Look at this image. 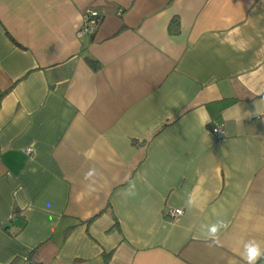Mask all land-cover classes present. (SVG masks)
I'll use <instances>...</instances> for the list:
<instances>
[{"label": "crops", "instance_id": "obj_1", "mask_svg": "<svg viewBox=\"0 0 264 264\" xmlns=\"http://www.w3.org/2000/svg\"><path fill=\"white\" fill-rule=\"evenodd\" d=\"M253 241L264 0H0V264H245Z\"/></svg>", "mask_w": 264, "mask_h": 264}, {"label": "built area", "instance_id": "obj_2", "mask_svg": "<svg viewBox=\"0 0 264 264\" xmlns=\"http://www.w3.org/2000/svg\"><path fill=\"white\" fill-rule=\"evenodd\" d=\"M120 11V10H119ZM101 14L92 8H85L81 12V24L77 31L78 35L93 34L101 22ZM223 128L221 125H214L211 128V133L216 139L223 138ZM182 213L180 208H175L169 212L170 216H178ZM23 264H32V261L26 258Z\"/></svg>", "mask_w": 264, "mask_h": 264}, {"label": "clouds", "instance_id": "obj_3", "mask_svg": "<svg viewBox=\"0 0 264 264\" xmlns=\"http://www.w3.org/2000/svg\"><path fill=\"white\" fill-rule=\"evenodd\" d=\"M92 172H89V175H91ZM224 225H212L209 228V237L215 238L218 231L219 227H223ZM246 254L242 257L244 259L245 264H257V261L261 258L264 257V250H262L256 242H249L246 246Z\"/></svg>", "mask_w": 264, "mask_h": 264}, {"label": "trees", "instance_id": "obj_4", "mask_svg": "<svg viewBox=\"0 0 264 264\" xmlns=\"http://www.w3.org/2000/svg\"><path fill=\"white\" fill-rule=\"evenodd\" d=\"M175 24H177V23L175 22ZM32 264H36V263L32 262Z\"/></svg>", "mask_w": 264, "mask_h": 264}]
</instances>
